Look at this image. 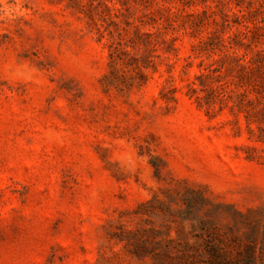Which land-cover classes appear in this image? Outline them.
Segmentation results:
<instances>
[{"label":"rangeland","instance_id":"1","mask_svg":"<svg viewBox=\"0 0 264 264\" xmlns=\"http://www.w3.org/2000/svg\"><path fill=\"white\" fill-rule=\"evenodd\" d=\"M255 8L0 0V264H264Z\"/></svg>","mask_w":264,"mask_h":264},{"label":"trees","instance_id":"2","mask_svg":"<svg viewBox=\"0 0 264 264\" xmlns=\"http://www.w3.org/2000/svg\"><path fill=\"white\" fill-rule=\"evenodd\" d=\"M250 3L255 5V10L253 14L255 17H258L261 22H264V0H248ZM263 36H264V28H263Z\"/></svg>","mask_w":264,"mask_h":264}]
</instances>
